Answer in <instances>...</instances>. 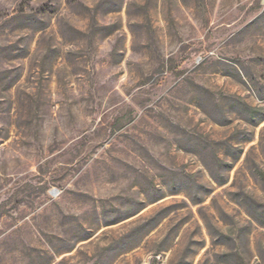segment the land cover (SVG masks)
<instances>
[{"label":"rangeland","instance_id":"obj_1","mask_svg":"<svg viewBox=\"0 0 264 264\" xmlns=\"http://www.w3.org/2000/svg\"><path fill=\"white\" fill-rule=\"evenodd\" d=\"M148 261L264 264L261 0H0V264Z\"/></svg>","mask_w":264,"mask_h":264},{"label":"built area","instance_id":"obj_2","mask_svg":"<svg viewBox=\"0 0 264 264\" xmlns=\"http://www.w3.org/2000/svg\"><path fill=\"white\" fill-rule=\"evenodd\" d=\"M261 4H262V6L264 8V0H261ZM153 259H155L158 263H160L162 261V256L161 255H155L153 257ZM142 264H150V262L148 261V262H144Z\"/></svg>","mask_w":264,"mask_h":264}]
</instances>
